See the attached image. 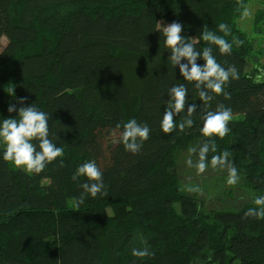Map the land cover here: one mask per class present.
I'll return each instance as SVG.
<instances>
[{"label":"trees","instance_id":"trees-1","mask_svg":"<svg viewBox=\"0 0 264 264\" xmlns=\"http://www.w3.org/2000/svg\"><path fill=\"white\" fill-rule=\"evenodd\" d=\"M240 18L236 0H0V41H7L0 52V120L15 118L9 105L18 109L16 101L27 97L23 106L34 103L50 114L53 142L65 149L32 175L5 162L0 147V264H264V219H242L253 204L228 208L226 191L181 190L180 152L207 139L191 84L188 102L201 104L193 128L169 135L160 128L168 89L184 81L156 22L181 23L188 38L199 37L204 25L215 31L228 24L243 46L214 55L225 68L236 65L240 78L225 87L231 99L214 98L210 110L223 103L241 118L215 142L218 152L233 153L243 185L264 195V183L256 182L264 177V81L249 72L253 41L236 26ZM252 25L260 36L264 8ZM132 118L151 130L135 155L116 128ZM111 134L118 138L102 169L97 141ZM91 160L108 194L86 196L76 208L85 181L72 177ZM145 246L153 255H132Z\"/></svg>","mask_w":264,"mask_h":264},{"label":"clouds","instance_id":"clouds-1","mask_svg":"<svg viewBox=\"0 0 264 264\" xmlns=\"http://www.w3.org/2000/svg\"><path fill=\"white\" fill-rule=\"evenodd\" d=\"M236 8L242 20L253 17L252 7L244 0H236ZM156 24L157 31L164 38L165 49L170 52L168 60L173 68L179 67V74L184 81V83L176 82L168 89L167 106L160 123L161 131L169 135L175 131L184 132L186 129L193 128L194 117L201 109V104L198 106L195 102H188V85L191 84L199 102H202V114L199 117L202 121L200 131L202 136L207 139L199 145H192L188 148L185 164L188 168H194L197 176L203 175L209 168L226 171L227 185L238 186L242 176L233 163V153L228 149L218 152L215 142L217 138L223 140L229 135V124L234 119L232 109L223 103H218L214 110L210 109L211 103L216 97L223 96L225 100L231 99V94L225 91V87L231 81L240 78V71L236 65H229L225 68L217 61L214 49L220 55L228 56L232 54L234 45L236 48H240L244 42L238 37L232 36L230 26L223 22L218 24L215 31L209 30L208 26L204 25L200 36L195 38L183 35L184 26L179 22L173 21L162 26L165 21L160 20ZM218 33H222V35ZM229 36H232L231 42L227 39ZM200 40L205 43L202 50H198L196 47ZM198 59L203 61L202 66L197 63ZM255 69L258 73L255 76V82L259 83L264 77V67L256 65ZM9 92L14 96V88H10ZM26 101L27 97L19 98L16 101V104L20 105L18 109L16 105H9V114L17 112L15 118L0 120V147L3 149L5 162L11 163L15 168L21 169L27 174L38 175L48 164L62 157L65 149L53 142L54 139L58 141V137L57 134L50 133V114L37 109L34 103L24 107ZM181 113L184 115L177 123L176 117ZM116 128H122L120 141L124 149L133 155L139 153L143 143L149 139L151 131L146 123H139L135 118L129 119L122 125L117 124ZM210 153L212 155L209 159ZM60 167H63V160L60 161ZM81 177L85 182L79 184L82 192L73 201L76 208L85 202L86 196L92 198L97 195L107 196L103 172L95 160L87 161L75 170L73 180H78ZM256 182L264 183V177L256 178ZM181 190L189 194L203 195L204 193L203 187L193 183L190 176L184 182ZM252 204L253 207L244 212L242 219H264V195L254 196ZM141 243H145L142 237ZM132 255L144 259L153 253L145 246L133 249Z\"/></svg>","mask_w":264,"mask_h":264},{"label":"rangeland","instance_id":"rangeland-1","mask_svg":"<svg viewBox=\"0 0 264 264\" xmlns=\"http://www.w3.org/2000/svg\"><path fill=\"white\" fill-rule=\"evenodd\" d=\"M248 5H250L253 9V17L249 19H244L242 20L241 18L237 20L236 26L240 30H242L249 39H252L253 41V49L254 53L249 60V72H254L255 66L257 64H260L264 66V26L262 28V34L259 35H254L252 32L253 28V20H254V15L255 12L258 10H261L264 8V0H248ZM167 24H164L162 26H166ZM7 41L5 38H2L0 41V52L5 48ZM260 52V53H259ZM258 75V73H255ZM264 81V77L261 78L260 82ZM241 117L236 116L232 121H237L239 123ZM118 138L117 134H111L108 138L101 137L99 136L98 139V147L100 150V155L101 159L99 160L100 164L99 166L104 169L106 165L109 164L108 157H109V150L110 148L114 147L116 144V141ZM188 157V151H181L178 158H177V164H176V172L179 174L180 178L186 181V179L190 176L192 178V182L195 184H199L201 187L205 190H207L210 193H213L216 195V192L218 190L226 191V195L229 198H232V200L226 201L228 208H240L244 205H249L252 204V199L254 197V193L251 189L247 188L246 186L243 185L241 182L238 186L235 187H230L227 185V172L223 170H213L211 168L208 169L206 173H204L201 176L196 175V170L194 168H188L185 164V160ZM21 170V169H19ZM201 177V179H200ZM230 191L232 193H230ZM226 197V198H227ZM209 206L212 207L211 203H208ZM231 205H234L232 207ZM232 210V209H231ZM110 212V211H109Z\"/></svg>","mask_w":264,"mask_h":264}]
</instances>
